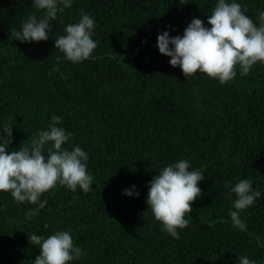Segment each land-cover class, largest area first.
Wrapping results in <instances>:
<instances>
[{
  "label": "trees",
  "instance_id": "trees-1",
  "mask_svg": "<svg viewBox=\"0 0 264 264\" xmlns=\"http://www.w3.org/2000/svg\"><path fill=\"white\" fill-rule=\"evenodd\" d=\"M73 0L52 21L46 41L21 43L14 32L38 12L32 0H0V128L12 127L8 151L31 144L53 115L89 160L93 190L57 185L31 220L35 205L0 192V264H34L44 238L71 230L86 252L68 264H235L247 256L264 264V65L221 85L197 72L187 80L157 48L161 31L182 35L193 17L207 25L217 0ZM230 2V0H229ZM259 26L264 0H237ZM243 10V8H242ZM86 12L97 43L79 63L67 60L55 39ZM50 145H45V152ZM180 159L200 169L202 194L185 215L179 239L162 230L146 204L149 182ZM249 179L262 195L240 212L235 228L229 186ZM137 186L139 197L123 194ZM238 264V262H237Z\"/></svg>",
  "mask_w": 264,
  "mask_h": 264
},
{
  "label": "clouds",
  "instance_id": "clouds-1",
  "mask_svg": "<svg viewBox=\"0 0 264 264\" xmlns=\"http://www.w3.org/2000/svg\"><path fill=\"white\" fill-rule=\"evenodd\" d=\"M184 4V0H180ZM38 12L23 20L20 30L14 32L21 43L46 41L52 31V21L58 14L70 9L73 0H32ZM243 8V10H242ZM247 7L237 0H217L216 6L207 16V25L203 20L193 17L182 35H171L169 30L161 31L157 36L159 52L170 57L169 64L179 66L184 76L192 78L197 72L224 85L237 76H246L257 63L264 65V11H260L257 26L246 15ZM95 20L81 11L75 23L64 28L65 35L55 39V49H59L65 58L73 63L88 59L97 43L94 36ZM62 118L51 117V123L45 130L33 134L31 144L17 151H8L7 142L12 137V127L0 128V192H10L15 203H29L36 207L26 212L31 220L47 205L41 200L43 193L54 188L57 183L76 192L77 188L85 194L93 190V176L87 171L88 154L79 146L65 147L72 133L60 127ZM45 145H50L45 152ZM190 161L180 159L161 169L149 182L146 204L162 230L172 238L179 239L178 229L188 226L185 219L190 214L192 202L202 194L198 183L205 177L200 169L190 170ZM228 198L233 209L230 217L235 228L245 231L246 224L240 219V212L253 206L262 193L253 188L249 179H240L229 186ZM129 197H139L136 185L123 190ZM29 242L38 246L39 254L34 264H68L79 260L86 252L75 246L71 230L57 231L44 238L37 234L29 236ZM256 264L247 256H239L235 264Z\"/></svg>",
  "mask_w": 264,
  "mask_h": 264
}]
</instances>
